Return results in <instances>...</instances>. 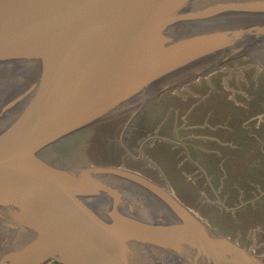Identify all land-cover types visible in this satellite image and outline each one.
<instances>
[{
    "label": "water",
    "instance_id": "water-1",
    "mask_svg": "<svg viewBox=\"0 0 264 264\" xmlns=\"http://www.w3.org/2000/svg\"><path fill=\"white\" fill-rule=\"evenodd\" d=\"M262 56L264 0H0V264H264L136 168L56 155Z\"/></svg>",
    "mask_w": 264,
    "mask_h": 264
},
{
    "label": "rangeland",
    "instance_id": "rangeland-1",
    "mask_svg": "<svg viewBox=\"0 0 264 264\" xmlns=\"http://www.w3.org/2000/svg\"><path fill=\"white\" fill-rule=\"evenodd\" d=\"M75 139L57 157L136 168L264 256V56L229 62Z\"/></svg>",
    "mask_w": 264,
    "mask_h": 264
}]
</instances>
